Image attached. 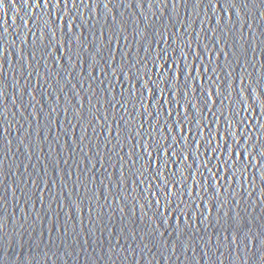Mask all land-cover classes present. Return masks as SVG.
<instances>
[{
  "label": "water",
  "instance_id": "1",
  "mask_svg": "<svg viewBox=\"0 0 264 264\" xmlns=\"http://www.w3.org/2000/svg\"><path fill=\"white\" fill-rule=\"evenodd\" d=\"M21 2L16 0L17 11L0 10V212L8 221L6 264H19L28 254L27 248L21 253L13 235L24 214L28 223L40 216L23 240L27 244L36 238L41 256L55 253L48 264H259L258 246L252 261L232 246L216 220L222 224L223 214L239 201L237 211L246 209L242 215L253 232L264 225V108L253 109L249 101L245 110L232 92L240 72L253 73L254 80L264 77V0H248L243 11L239 0L235 9L220 0L229 9L226 15L208 0L196 7L192 0L175 6L169 2L160 11L155 6L149 10V0L140 8L137 0H113L111 13L97 0L92 13L87 8L82 15L37 8L31 17L19 11ZM181 70L193 77L189 89L180 87ZM149 76L164 91L161 95L157 89L155 97L148 93L141 107L140 90ZM169 77L172 86L165 87ZM216 89L224 95H215ZM177 121L179 131L169 132ZM181 133L184 138L177 144ZM173 150L186 159L172 164L167 153ZM149 158L155 161L151 168ZM173 172V179L188 190L186 203L175 188L170 204L161 199L158 207L168 209L167 223L159 230L163 236L158 233L155 246L141 251L143 245L137 244L151 223L148 217L156 224L163 219L153 216L155 199L161 196L155 185L162 188ZM213 175L235 196L229 204L213 207L207 197H196V182L209 190ZM141 192L152 201L147 216V209H133V196L146 202ZM130 232L137 240L129 238ZM129 248L136 249L134 255ZM32 255L37 256L35 246Z\"/></svg>",
  "mask_w": 264,
  "mask_h": 264
},
{
  "label": "snow or ice",
  "instance_id": "2",
  "mask_svg": "<svg viewBox=\"0 0 264 264\" xmlns=\"http://www.w3.org/2000/svg\"><path fill=\"white\" fill-rule=\"evenodd\" d=\"M122 2V0H121ZM172 2L173 6H175L176 3H179L180 0H149L148 2V9L151 10L154 6L159 8L160 7H167L168 3ZM189 0H183V3L187 4ZM254 3L255 0H252ZM100 3L103 5L104 9H106L109 13L112 12V9L108 7L109 4L113 3V0H100ZM193 6H199L201 3H203V0H192ZM224 3L229 5V8L235 9L237 7V0H224ZM208 4L210 7L215 8L217 5H219L220 10L227 14L229 9L224 8L223 3L220 2V0H208ZM97 5V0H22L20 6L18 7L19 11H25L26 15L31 17L32 12L34 9H53L60 8L61 12H64L65 10L69 12H75L76 15H82L83 10L85 8L90 10L91 13L93 11L94 6ZM239 5L241 11L248 8V0H239ZM137 8H140L144 6L143 0H137V3L135 5ZM13 9L14 11H17V3L16 0H0V10L5 9ZM49 17L51 18L52 13H48ZM264 15V13H262ZM140 16L144 18V21H148V17L145 16L143 12L140 13ZM61 20L63 19L62 16L59 17ZM71 19V17H70ZM113 23L115 24V16H113ZM154 23V22H153ZM47 24V22H46ZM146 27H152L151 24H147ZM31 32L32 30L29 29ZM46 31H51L50 29H46ZM137 34L140 35V31H137ZM35 36V34H33ZM42 37H45V32L41 33ZM146 38V37H145ZM55 42V35L53 33L52 37L49 39V44ZM221 41H216L217 44H219ZM111 46V42H109V47ZM4 47L0 48V54L3 53ZM59 51V49H57ZM34 58V57H33ZM162 57L157 56L156 60H160ZM238 63V62H237ZM135 67V65H133ZM164 67L165 70L168 69L169 65L167 61H164ZM187 68V65H185V70ZM185 70H181L182 72V78L184 80V83L180 86L183 89H189L191 85L188 83L190 79H193V77L190 74H187ZM139 71V69H137ZM121 74H124V68H120ZM135 75V73H133ZM232 73H227L228 77H231ZM239 79V86L238 88H233L232 92L235 93V95L238 98V102L245 105V110L249 106L248 102L251 101V107L253 109L255 108H264V93L261 92V81L264 80V77H259L258 79H253V73H248L247 75L244 74V72H240L237 74ZM113 76H115V73H113ZM181 77H176L177 80H179ZM160 79H163V76L161 74ZM173 77H169L167 81H165V87H171ZM208 79H211V77H208ZM219 77H217V80ZM216 81H213V84H215ZM151 84L152 87H148V85ZM160 90V94H163L164 88L160 87V84L156 80H152L151 76L148 77V80L145 82V86L142 90H140V104L141 107H144V98L147 96L148 93H151L154 97L156 96L157 92L156 90ZM245 93H247V96H245ZM183 96L185 100H187V97L189 95V92L187 90L183 91ZM201 95H205V93L201 92ZM212 93L207 94V99L204 100V103L207 104L209 102V99L211 98ZM215 95L223 96L224 93L221 92L219 89L215 90ZM232 93H229L228 96L225 97V99H229ZM191 108H195L196 105L192 103L191 101H188ZM163 107V106H161ZM179 107V104H178ZM53 111H55L53 109ZM148 109L145 107V112L147 113ZM169 116H171V112L168 113ZM188 116V113L185 112V117ZM96 119H107V117H100L97 116ZM180 122H176V128H169V132L172 131H179ZM144 127V124H140V128L142 129ZM156 130V129H154ZM183 134L181 133V140L175 141V143L179 144L183 140ZM208 143L210 144L211 141L209 140ZM238 144V142H237ZM168 148H171V145H167ZM135 146H133V149ZM145 151H147V146H145ZM245 152L248 151L247 148L244 150ZM129 158L133 164L135 165V160L131 159V153L128 154ZM169 156V161L172 164L177 163V159H186L183 157L182 151L177 152L176 150L171 151L170 153H167ZM234 156H240L241 160H243L245 157L243 153H236L235 150H233ZM261 156H264V153H260ZM121 160H123V157H121ZM167 161L165 162L164 166L167 167ZM155 165V161H152L151 158L148 160L147 167L151 168ZM229 167H235V164H229ZM211 173V169H207ZM245 171L247 169H244ZM221 171L220 168H217V173ZM177 173L173 172L171 173L170 177L166 178V182L162 181L163 187L161 188V185H155L156 189L160 191V198L155 199V204L157 205L156 211L153 213V216L156 217H163V219H160V222L158 224L152 222V217H148L149 221L151 222L150 225L145 226L146 230L142 229L143 232L142 235H139V243L137 244V248L140 247V245H143V248L140 250L143 251L145 249L149 248V245L155 246V241L157 234L159 233L160 236H163V233H160L161 226L165 225L167 223V216L165 213L168 211L167 207L164 211H161V209L158 207L161 203V199L167 201L169 204L171 203L170 197L173 195V189H176L175 195L180 199L181 203H186L184 201V195L188 191L183 187L180 181H177L173 179ZM161 173L157 171L156 176L160 177ZM182 175V173H181ZM195 173H190V176L194 177ZM220 177L217 175L212 176L213 183L208 185L209 190H203L200 189V182H196V197L200 199L201 201L205 200V197L208 198L209 202L213 203V207H218L221 205H227L231 202V200L235 199V196L229 193L228 186L225 183L221 182ZM187 182V178H184V183ZM179 186V187H178ZM152 185L149 184V188H151ZM144 191H147L144 190ZM201 191H203V195H201ZM131 195V193H129ZM141 197L146 201L145 203L141 204L140 199H138L136 196H133V209L136 207L141 208L143 211V215L147 216L148 211H151L152 209V201L147 199V196L144 195V192L140 193ZM153 197L155 198V193H152ZM127 199V197H125ZM74 206V205H73ZM190 207V205H186ZM199 205H197V208ZM239 207V201H236V205L234 207H231L228 209L227 212L223 214L221 217L223 219V223H220V219L216 220V223L219 225L220 229L223 232H226L230 235L232 240V246L235 247L238 251H243L246 256H248L252 261L255 259L256 249L257 246L259 248V251L262 253L259 257V264H264V225L261 226V231L256 233L253 232V227L246 219L245 215H242V213H246V209H241L240 211H237V208ZM176 208H180V204L176 205ZM205 208H207V203H205ZM67 215V213H65ZM200 216H204V212H200ZM189 218V214H185V220ZM179 219V218H177ZM29 216L27 214H24L23 220L21 222H18L14 225L13 228V235L16 240V243L18 244L21 253L24 252L25 248L28 249V254L24 255L23 260L20 261V258L18 259L19 264H36L38 261V264H48L49 261L52 260V257L55 256V253H53L51 256L48 255V252H44L41 256L39 254L40 244L37 242L36 238L30 237V242L25 243L23 240L24 235H27L28 229H35V226L40 222V216L36 215L35 217L31 218V223H28ZM203 223V220L201 221ZM8 227V221L3 215L2 212H0V253H3V256L0 257V264H6L8 261V256L5 252L4 248V241L8 233L6 232V229ZM16 229H19V231H16ZM67 227H64L65 235H67ZM129 238L133 241L137 240V234L135 232L129 233ZM227 239V237H226ZM147 241V243H145ZM161 245L167 247L166 242L161 241ZM33 246L37 249V256L32 255V248ZM119 241H117L116 247H119ZM47 247V246H46ZM51 250V249H49ZM251 250V251H250ZM129 253L134 255L136 249L129 248ZM174 253V249H172ZM127 259V257H125Z\"/></svg>",
  "mask_w": 264,
  "mask_h": 264
}]
</instances>
